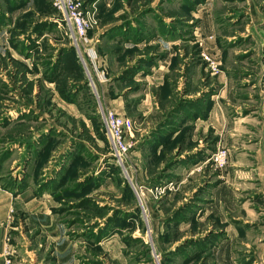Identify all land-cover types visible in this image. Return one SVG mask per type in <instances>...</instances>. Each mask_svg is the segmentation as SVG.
I'll use <instances>...</instances> for the list:
<instances>
[{
  "label": "rangeland",
  "instance_id": "1",
  "mask_svg": "<svg viewBox=\"0 0 264 264\" xmlns=\"http://www.w3.org/2000/svg\"><path fill=\"white\" fill-rule=\"evenodd\" d=\"M71 1L85 51L56 0H0V191L47 197L62 228L8 225L3 264H33L34 240L39 264H264V0ZM223 147L262 157L218 169ZM253 165L252 190L217 195Z\"/></svg>",
  "mask_w": 264,
  "mask_h": 264
},
{
  "label": "crops",
  "instance_id": "2",
  "mask_svg": "<svg viewBox=\"0 0 264 264\" xmlns=\"http://www.w3.org/2000/svg\"><path fill=\"white\" fill-rule=\"evenodd\" d=\"M212 112L213 114H216V120L218 122H220L221 115L222 118L224 119V114H222L221 109L219 107L214 106ZM228 151H229L228 166L232 161L242 162L244 160H248L250 162H258V159H261L262 157L261 151L254 147L246 149L244 153H241L238 156H234L232 149H228ZM260 171L261 170L260 167L258 169V165H253L251 170L228 169V176L231 184L229 185L222 183L220 185L221 187L217 190V195L221 196L224 193L227 194L229 191L236 192L235 190H240L241 184L245 188V189L243 188L244 191L248 189L252 190L250 189V187L253 185L252 180L255 178V176L261 173ZM258 179H262L260 175ZM235 183L238 185H236ZM44 196H48V195H44ZM218 200H219L218 197L214 196V200H213L214 206L218 204ZM234 201L235 200L232 197V202ZM50 204L51 202L49 199H47V197L36 196L30 193L29 190L24 191L16 196H14L12 192H8L6 190L0 191V264H3V259L5 260L3 256L4 239H5V234L10 229H11L10 231L11 235L13 234L14 237L19 236L20 239L24 238L23 236L25 235H29V232L32 233L34 230L36 231L40 226L47 227V229L51 233L57 235L59 234L60 230L62 231V228L60 227L61 225L58 223V221L56 220V218L52 213ZM12 209L15 212L14 214L15 218L14 221L11 223L9 220V214ZM19 215H23L24 218L26 219V222L28 224L27 226L30 227V228L27 227L28 231L23 232L21 228L22 222L18 217ZM24 218L22 220H25ZM31 220L33 221L31 222ZM8 225H9V230L7 229ZM35 225L37 226V229H35ZM45 240L47 241V238ZM24 244H28V242L25 241ZM35 247H37V243H35L34 240L31 249L32 254L30 253L31 260L33 264H39L33 253L34 250L36 251Z\"/></svg>",
  "mask_w": 264,
  "mask_h": 264
},
{
  "label": "built area",
  "instance_id": "3",
  "mask_svg": "<svg viewBox=\"0 0 264 264\" xmlns=\"http://www.w3.org/2000/svg\"><path fill=\"white\" fill-rule=\"evenodd\" d=\"M56 4L63 12L64 19L70 26L73 40L77 44L78 49L80 48V50L83 49L85 51L89 41L88 30L93 26L95 21L91 17L87 18L84 16L71 0H56ZM89 50L90 52L92 51L91 48ZM87 53L89 55L88 51ZM102 118L110 135L114 155L119 164L124 167L126 164H131L128 144L130 122L108 107L103 109ZM211 160L218 169L225 168L229 163L228 149L224 147L218 148L213 153Z\"/></svg>",
  "mask_w": 264,
  "mask_h": 264
}]
</instances>
